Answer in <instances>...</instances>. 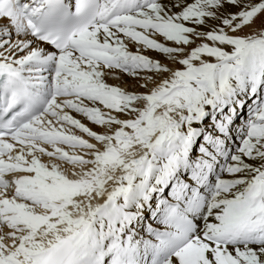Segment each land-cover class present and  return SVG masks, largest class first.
I'll return each instance as SVG.
<instances>
[{
  "label": "snow or ice",
  "instance_id": "6c2138e0",
  "mask_svg": "<svg viewBox=\"0 0 264 264\" xmlns=\"http://www.w3.org/2000/svg\"><path fill=\"white\" fill-rule=\"evenodd\" d=\"M0 264H264V0H0Z\"/></svg>",
  "mask_w": 264,
  "mask_h": 264
},
{
  "label": "bare ground",
  "instance_id": "6f19581e",
  "mask_svg": "<svg viewBox=\"0 0 264 264\" xmlns=\"http://www.w3.org/2000/svg\"><path fill=\"white\" fill-rule=\"evenodd\" d=\"M164 2L167 3L168 0H164ZM148 54L151 55V56H157V54L154 53V52H149ZM157 58H159V59H161L163 62L167 63V60H166L162 55L157 56ZM170 66H173V65H170ZM173 67H175V66H173ZM117 75L120 76V79H119V80L115 79L113 76L110 75V76H107V77H106V81H107L109 84H119L121 87L128 88V89H130V90L139 91V92H143V91H145V89H143V88H139V87H138V82H137L136 80H134L133 78H131V77L125 75V74H122V73H117ZM244 110H245V112H244V117H246V115H247V109L245 108ZM244 117H242V119H243ZM84 122H85V123H88L86 120H85ZM239 122H240V121H237L238 124H239ZM89 126H90V127H94V130H96V131H98V132H103V131H104V129H102V128H100V127L92 126V125H90V124H89ZM199 142H202V141H198V145H197V147H196L195 154L192 155V158H193V159H195V157L198 155V151H197V149H198V146H199ZM43 160H44L45 162L48 161V159L46 158V156L43 157ZM68 168H69V167H68ZM182 178L185 179V180L188 179V177H187L186 175L183 176ZM165 195H167V192H166ZM149 222H150V217H149V219H146V220H144V221L142 222V226H146ZM154 226H158V225H155V224H154ZM138 231L140 232V235H141V236H143V235L145 234L144 231L142 230V227H141V229H138Z\"/></svg>",
  "mask_w": 264,
  "mask_h": 264
},
{
  "label": "rangeland",
  "instance_id": "374dc122",
  "mask_svg": "<svg viewBox=\"0 0 264 264\" xmlns=\"http://www.w3.org/2000/svg\"><path fill=\"white\" fill-rule=\"evenodd\" d=\"M242 112L244 113L245 110L243 109ZM206 123H207V122H206ZM78 134H79V133H78ZM197 145H198V143H197ZM197 145L194 146V149H193L192 155L195 154V150H196ZM46 158L49 159L48 157H46ZM68 167H69V168H68ZM64 168H65L66 170H70L71 166H70V165H67V164H64Z\"/></svg>",
  "mask_w": 264,
  "mask_h": 264
}]
</instances>
